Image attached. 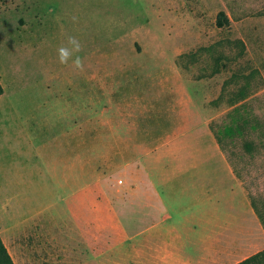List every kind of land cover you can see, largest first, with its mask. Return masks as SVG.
Returning <instances> with one entry per match:
<instances>
[{"label": "rangeland", "instance_id": "obj_1", "mask_svg": "<svg viewBox=\"0 0 264 264\" xmlns=\"http://www.w3.org/2000/svg\"><path fill=\"white\" fill-rule=\"evenodd\" d=\"M69 36L83 71L58 60ZM0 80V234L17 264L264 248V0H0ZM157 190L173 221L246 217L201 244L158 226Z\"/></svg>", "mask_w": 264, "mask_h": 264}, {"label": "crops", "instance_id": "obj_2", "mask_svg": "<svg viewBox=\"0 0 264 264\" xmlns=\"http://www.w3.org/2000/svg\"><path fill=\"white\" fill-rule=\"evenodd\" d=\"M189 169H191L190 165L179 167L176 165L170 167L169 171L175 177L179 175V172H181L185 176L188 173ZM182 182L183 180H181L179 184H181ZM204 187L205 186L202 187L203 190ZM157 193L159 194L158 197L161 202V209L159 215L163 219V221L158 222V226H163L166 229L172 228V230L174 231L178 230L182 235L194 234L197 236V242H200L201 244H204V238L206 235L211 233L219 234L218 232H220V229L223 228L225 224L229 223L227 219L236 217H246L244 213L235 215L234 213H222L220 211H214L209 209L201 213H192L188 215L184 214L182 217H186L188 219L183 222H181L180 220L173 221L175 216H173L169 212L168 206H166L165 200L158 192V190ZM248 215H251V213H249ZM258 216L259 215H257L256 217L257 220H259ZM252 223H255V220H253ZM213 239H216V237H214ZM216 241L220 242L222 241V239H216Z\"/></svg>", "mask_w": 264, "mask_h": 264}, {"label": "trees", "instance_id": "obj_3", "mask_svg": "<svg viewBox=\"0 0 264 264\" xmlns=\"http://www.w3.org/2000/svg\"><path fill=\"white\" fill-rule=\"evenodd\" d=\"M222 23H223V20H220V24ZM3 93H4V86L0 80V95H2ZM236 94H237L236 100L244 99L247 95V83L243 85L242 87H240V89L236 92ZM218 139L221 140L220 136L218 137ZM258 215L260 216L264 224V213H262L261 211H258ZM0 264H17L8 246L6 245L3 237L1 236V234H0ZM235 264H264V248L249 255L248 257L240 260L239 262Z\"/></svg>", "mask_w": 264, "mask_h": 264}, {"label": "clouds", "instance_id": "obj_4", "mask_svg": "<svg viewBox=\"0 0 264 264\" xmlns=\"http://www.w3.org/2000/svg\"><path fill=\"white\" fill-rule=\"evenodd\" d=\"M82 51V44L75 36H69L66 44H61L57 48V57L61 64L67 65L69 61L74 68L83 71V60L78 55Z\"/></svg>", "mask_w": 264, "mask_h": 264}]
</instances>
